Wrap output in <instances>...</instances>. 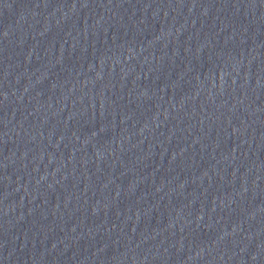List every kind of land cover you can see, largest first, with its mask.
I'll use <instances>...</instances> for the list:
<instances>
[{"label": "water", "instance_id": "water-1", "mask_svg": "<svg viewBox=\"0 0 264 264\" xmlns=\"http://www.w3.org/2000/svg\"><path fill=\"white\" fill-rule=\"evenodd\" d=\"M0 264H264V0H0Z\"/></svg>", "mask_w": 264, "mask_h": 264}]
</instances>
